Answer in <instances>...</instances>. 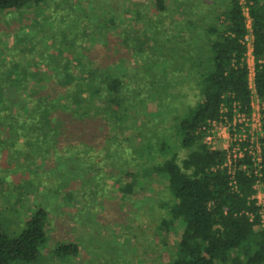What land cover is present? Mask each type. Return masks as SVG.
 Wrapping results in <instances>:
<instances>
[{"label": "rangeland", "instance_id": "obj_1", "mask_svg": "<svg viewBox=\"0 0 264 264\" xmlns=\"http://www.w3.org/2000/svg\"><path fill=\"white\" fill-rule=\"evenodd\" d=\"M154 1L51 0L19 10H0V85L7 81L6 75L17 78L27 71L31 88L36 82L32 77L56 72L57 62L63 63L65 54L77 56L91 50L96 60L89 67H96L97 60L110 53L119 68L123 67L121 71L131 70L125 74L130 101L124 104L122 120L108 125L109 119L101 116L97 131L93 127L89 131L87 123H82L90 136L75 139V150L68 154L53 148L52 137L11 133L2 124L5 111L0 112V219L10 234H17L21 220L40 204L48 208L50 216L48 252L25 264H166L174 253L182 226L167 234L159 229L167 216L169 194L151 167L173 152L180 163L188 154L176 128L180 118L198 103L205 71L193 70L185 59L196 56V48L207 47V23L222 21V16L217 17L226 0H168L166 17L159 24L162 31L147 32V15L136 19L135 12L142 14L145 7L148 16L154 15ZM121 28L127 32L125 42L117 37ZM247 36L246 42H251L253 38ZM106 37L113 53L106 51ZM139 41L144 51L156 50L162 41V62L145 66L133 56ZM246 61L253 78L252 45ZM73 71L77 76L81 73L79 67ZM104 106L97 102L93 111L99 113ZM89 141L98 144L87 150ZM161 142L169 151L161 148ZM61 157L72 158L71 166L80 171L82 180L89 172L98 179L109 172L108 177L104 182L91 178L89 185H73V179L68 189L60 176L61 168L66 169ZM131 167L140 174L132 193L125 196L121 189L129 179L118 178L117 173ZM112 177L114 180L108 179ZM60 242L77 243L78 254L64 263L54 258L50 253Z\"/></svg>", "mask_w": 264, "mask_h": 264}, {"label": "trees", "instance_id": "obj_2", "mask_svg": "<svg viewBox=\"0 0 264 264\" xmlns=\"http://www.w3.org/2000/svg\"><path fill=\"white\" fill-rule=\"evenodd\" d=\"M49 1L0 0V10H19ZM154 6L152 16H148L145 7L142 14L139 10L135 12L136 19L147 15L144 26L147 32H155V29L162 31L159 24L166 17L168 0H155ZM244 7L248 9L250 29ZM221 16L219 24L213 20L207 23V47L196 48L198 54L185 59L193 70L205 71L198 103L180 118L176 128L180 145L188 149V154L180 163L173 152L151 167V172L164 181L169 194L167 216L161 219L159 229L167 234L178 225L182 226L180 239L166 264H264V229L256 228L259 207L254 198V184L258 176L249 160L244 158L238 161L234 176L236 182L231 184L228 168L224 165L226 150L214 148L205 141L210 122H220L224 115L231 120L234 106L241 111H248L250 107L251 90L246 61V36L249 31L253 35L256 91L264 97V0H244V4L241 0H226L225 9L217 18ZM189 20L186 19V22ZM126 36L127 32L123 33L122 28L117 31L118 40L125 42ZM138 39L140 37L135 36V40ZM140 41L135 50L133 48V56L142 60L145 66L162 62L159 61L164 54L161 48L164 49L165 44L162 41H159L156 50L151 48L149 51L140 49ZM107 43L108 40L106 51L109 49L113 53ZM103 55L97 60V66L91 68L90 62L96 60L92 50L77 56L65 54L63 63L57 62L56 72L34 75L32 79L36 82L30 85L31 88L27 71L17 78L13 74V78L6 75L7 81L0 85V112L5 111L1 117L5 120L2 124H6L14 134L23 132L28 136L52 137L53 148L68 154L75 150V139L90 136L85 130L87 126L83 129L82 123H87L89 131L92 127L97 131L101 116L109 119L108 125L112 121L120 122L124 104L130 101L125 91V74H130L131 70L121 71L123 67L119 68V62L112 56L114 54ZM74 67L80 68L79 76L74 73ZM131 67L137 68L135 64ZM101 101L105 103L102 111L94 112V106ZM96 144L89 141L87 150ZM160 144L161 148L169 151L165 142ZM148 146L151 148L154 145L150 143ZM59 160L66 166V169L61 168L60 176L68 189L73 179H76L73 185H89L91 178L93 182L97 181L98 177L91 172L88 177L83 175L82 180L77 173L80 171L71 166V157ZM245 162L247 167L244 169L241 165ZM133 168L117 173L118 178L124 175L125 179H129L121 189L125 196L132 193L140 174ZM108 173H101L98 182H104ZM114 177L108 179L114 180ZM260 179L264 190V162ZM250 215L254 216L253 220ZM49 218L48 208L40 204L21 220L19 229L15 230L17 234H10L0 219V264H25L44 258L50 241ZM78 251L77 243L60 242L54 245L50 255L64 263V260L76 256Z\"/></svg>", "mask_w": 264, "mask_h": 264}, {"label": "built area", "instance_id": "obj_3", "mask_svg": "<svg viewBox=\"0 0 264 264\" xmlns=\"http://www.w3.org/2000/svg\"><path fill=\"white\" fill-rule=\"evenodd\" d=\"M247 17V27L251 28V20L248 9H244ZM248 35V34H247ZM249 37L253 35L249 31ZM248 40V36H246ZM247 48L253 47V39L248 41ZM249 72V87L251 90V101L248 111H241L234 106L231 120L224 115L220 122L212 121L209 123L208 133L205 136V141L213 145L214 148L226 150L225 167L231 178V184L235 181V172L238 168V163L241 160L247 159L254 168V173L258 176L254 184L256 204L258 210V224L256 228L264 229V190L263 182L260 179L261 169L264 162V97L258 95L253 78ZM220 142V147L216 144ZM239 161V162H238ZM240 167V166H239ZM242 168L247 167L245 162L241 165ZM253 220V215H250Z\"/></svg>", "mask_w": 264, "mask_h": 264}]
</instances>
